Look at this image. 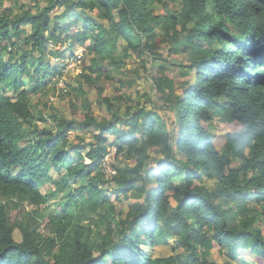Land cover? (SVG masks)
<instances>
[{"label": "trees", "instance_id": "16d2710c", "mask_svg": "<svg viewBox=\"0 0 264 264\" xmlns=\"http://www.w3.org/2000/svg\"><path fill=\"white\" fill-rule=\"evenodd\" d=\"M46 1L40 7L30 0L34 13L0 11V264H219L207 261L215 246L227 249V261L220 264H254L235 261L239 247L264 260L258 224L264 221V0H176L173 13L168 8L175 0ZM155 5L162 16L152 14ZM54 9L58 14L51 18ZM74 14L85 16L80 28L75 20L60 25L61 18ZM13 37L30 49L20 54V44L10 46ZM67 40L70 49L86 45L87 84L102 77L112 82L95 54L116 46L135 50L145 67L142 56L163 61L148 76L158 100L151 107L126 106L120 114L113 97L103 95L112 116L98 122L81 84L76 98L85 113L79 121L44 117L35 111L28 88L46 95L53 87L40 61L49 43ZM164 52L188 60L180 74L192 73V79L181 93L165 73ZM120 56L121 62L129 57L126 50ZM28 63L37 68L34 75ZM52 74L60 76V67ZM22 75L35 80L26 90L17 79ZM10 89L15 100L4 94ZM97 91L102 94L103 88ZM50 119L54 131L35 123ZM216 119L224 127L249 128L251 140L243 150L228 132L223 147L215 148L201 122ZM70 131L76 132L71 142ZM110 132L117 154L135 164L106 177L98 163L108 141L102 134ZM86 134L91 141H85ZM235 160L239 163L231 166ZM54 168L58 179L50 174ZM14 201L35 206L30 214L48 220L50 233L36 230L33 221L11 222ZM123 202H128L124 212L117 205ZM50 205L59 206L56 216L46 210ZM172 238L176 252L167 257L153 258L141 248Z\"/></svg>", "mask_w": 264, "mask_h": 264}, {"label": "rangeland", "instance_id": "374dc122", "mask_svg": "<svg viewBox=\"0 0 264 264\" xmlns=\"http://www.w3.org/2000/svg\"><path fill=\"white\" fill-rule=\"evenodd\" d=\"M46 0H38V3L40 7L45 6ZM178 1H172L169 3L168 11L170 13H173L175 8L179 6L177 3ZM11 13V15L20 14L22 10L29 9L31 13H34L36 11L35 7H33L30 4V0H0V11L4 9H8ZM154 13L160 14L162 16L165 12H162L160 9V6L155 5L153 8ZM94 13L96 11L94 10ZM51 18H54L58 14V10L54 9L50 11ZM80 14V13H79ZM74 14L72 17L66 18L63 20L61 18L59 21H61L60 25L65 26L66 23H68L70 20H75L77 23V27L80 28L84 22V15L81 14V16H75ZM114 16L117 17L116 12L113 13ZM159 21V20H158ZM160 22V21H159ZM51 23H54L51 21ZM27 27V26H26ZM51 29V25L49 27ZM158 30V29H157ZM59 32V31H58ZM65 36V33L63 34ZM18 42L17 37L12 38V42L10 43V46L15 43L16 47L19 45V53L22 54V49H30L29 46H25V44ZM166 43L162 44V47L165 46ZM69 40L62 42L59 41V43H49L46 47L47 49V55L42 58L40 63L44 64V70L50 73V79H52L51 82H53V87H50L47 94L41 95L39 92H31L28 87L30 85L35 83V80H28V75H22L19 76L17 79L24 83L23 89L28 88V95L30 98H32V103L35 105V111H39L42 113V115L46 118H50V115H56L60 117H64L67 120H75L79 121L83 112L85 113V110L82 107V103L80 99L76 98V90H78L79 85H83L85 93L83 94V99L86 98L90 102V110L93 114V117L96 119V121H103V119H108L112 116V112H110L107 108V103L103 102L102 96L108 95L110 98L113 97L115 100V110H119V113L123 114L126 106H135L136 104H145L148 107H151L152 102L155 100H158L159 95L157 94L151 80L148 78L149 75L152 73H155L159 66L164 64L163 61L156 60L151 61L149 58L147 59L146 56H142L146 62V67L143 63H141L140 59L137 58L136 51L132 48H124L126 50V53L129 55L128 59L124 62H121V51H124L121 49V46H116L115 49H108L106 52H102L99 55L95 54L96 58H100V69L103 71H106L109 73L110 77L113 79L112 82H110V78H104L94 80L93 85L87 84L85 82V79L83 77L82 73H85L86 67L89 64V60L85 58L84 51L86 48L85 44H82L81 46H78L76 49H70L69 48ZM139 45L138 40H135L134 46L137 47ZM59 49V50H58ZM60 51L59 54L56 53H50L49 51ZM19 54V55H20ZM34 54L36 57L40 56L41 54L39 51H34ZM5 59L8 57L7 53H4ZM29 58V57H28ZM164 58L167 59L165 62V73L166 75L171 78L174 81V84L178 87L179 92L181 93V88L185 86L186 81H190L192 79V73L190 76H182L181 73V67L182 65L188 64V60L185 55L183 54H166L164 52ZM37 59V58H36ZM38 63V61H36ZM113 62L119 63L118 67H115L113 65ZM29 66L30 72L29 75H34L37 71V68L35 66H31L30 63L27 64ZM55 67H60L61 75L60 76H53L52 72ZM184 69V68H183ZM89 73V72H88ZM91 74V73H89ZM93 76V74H91ZM28 77V78H27ZM58 78L61 79V81H58ZM193 81V80H192ZM57 83V84H56ZM115 85L114 88L112 85ZM101 86L103 88V93L98 94V87ZM116 87V88H115ZM4 89V88H3ZM117 89V91H116ZM1 92H3L1 90ZM15 90L10 89L9 91H6L4 94L8 95L11 99L15 100L16 94ZM121 97V99H116L117 97ZM117 100V101H116ZM101 102V103H99ZM165 116H168L170 121L173 120V113L167 112V114H164ZM219 119H216L215 121L208 123V122H201L203 128L209 129L210 132L213 135L212 142L217 150H220L223 145L226 142V133L227 127H224L221 125V121L219 122ZM39 128H47L51 130H55V124L50 119L48 122H42L37 121ZM233 127H236L234 124L231 125ZM94 134L97 135L99 133V128H95ZM76 135L75 131L68 132L69 140L70 142L74 139V136ZM102 137H107L108 141L104 143L106 146V152L102 156V159L98 163V166L100 169H103L104 176L109 177L111 176L115 170L118 169V167H132L134 166V162L129 160L124 153L117 154V147L112 144L111 142L114 140L115 135L110 133H104L102 134ZM91 136L89 134H86L85 141L89 142L91 141ZM89 145L84 147L82 151L85 153L87 149H89ZM70 150V149H69ZM153 157L156 156L155 153L152 152ZM85 161H88L85 159ZM239 161L235 160L232 162L231 166H235ZM101 169V170H102ZM50 174L55 178L58 179V170L57 169H51ZM158 175V174H156ZM203 183L208 184L209 181H207L205 178L202 179ZM212 184V183H211ZM40 190L42 193L45 192V187L41 186ZM170 193V192H168ZM114 196L111 195V199H113ZM132 203V201H129ZM18 201H14L10 205L9 209V219L11 222H26V221H33L37 224H34L33 226L36 227V230H48L50 233V227L48 225V220H40L39 217L30 214L32 212L35 214L36 207L33 205L25 204L24 206H20L17 204ZM116 203V202H115ZM171 203L174 204V201L171 200ZM127 204L128 202L123 203H117L118 207L124 211L127 210ZM53 216H56L59 213V206L50 205L47 209ZM260 228L264 232V221H260L258 223ZM97 229H100L99 227ZM95 232V231H94ZM15 238L20 241L21 236L20 232L18 231V228L14 231ZM142 250L149 256L155 258V257H167L170 255H173L176 252L175 248V242L174 238L169 239L167 244L163 243H157L155 245H150L149 243L141 244ZM238 250L239 256L235 261H250L254 264H264V260L255 254L251 253L249 249H243L240 248ZM208 262H215V263H224L227 261V249L226 247L219 248L218 246L213 247L208 256H207Z\"/></svg>", "mask_w": 264, "mask_h": 264}, {"label": "clouds", "instance_id": "9594fccd", "mask_svg": "<svg viewBox=\"0 0 264 264\" xmlns=\"http://www.w3.org/2000/svg\"><path fill=\"white\" fill-rule=\"evenodd\" d=\"M227 131L231 136L239 141L237 147L243 150L251 140V132L246 125L240 127L227 126Z\"/></svg>", "mask_w": 264, "mask_h": 264}, {"label": "built area", "instance_id": "2783aa9c", "mask_svg": "<svg viewBox=\"0 0 264 264\" xmlns=\"http://www.w3.org/2000/svg\"><path fill=\"white\" fill-rule=\"evenodd\" d=\"M59 81H61V79L58 78V81H57V82H59ZM56 84H57V83H56ZM102 170H103V169H102ZM114 173H115V171H114Z\"/></svg>", "mask_w": 264, "mask_h": 264}]
</instances>
